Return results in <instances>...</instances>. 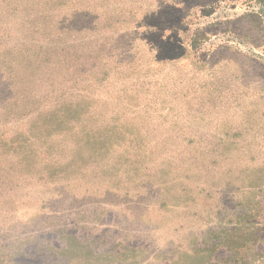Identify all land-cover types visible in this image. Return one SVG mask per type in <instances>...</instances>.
<instances>
[{
	"label": "rangeland",
	"instance_id": "374dc122",
	"mask_svg": "<svg viewBox=\"0 0 264 264\" xmlns=\"http://www.w3.org/2000/svg\"><path fill=\"white\" fill-rule=\"evenodd\" d=\"M0 264H264V0H0Z\"/></svg>",
	"mask_w": 264,
	"mask_h": 264
}]
</instances>
